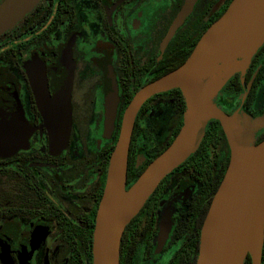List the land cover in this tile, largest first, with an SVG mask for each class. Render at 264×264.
I'll list each match as a JSON object with an SVG mask.
<instances>
[{"label":"flooded vegetation","instance_id":"af4514ba","mask_svg":"<svg viewBox=\"0 0 264 264\" xmlns=\"http://www.w3.org/2000/svg\"><path fill=\"white\" fill-rule=\"evenodd\" d=\"M231 1L39 0L0 34V264H93L98 208L126 107L145 84L186 60ZM173 90L150 97L137 114L129 151L137 170L180 124L186 101ZM243 95L247 118L253 107ZM160 97L179 111L163 145L143 121ZM216 103L228 111V102ZM262 131L255 128L253 143ZM212 161V180L182 186L191 174L183 170L156 189L124 231L120 264H197L217 187L215 155Z\"/></svg>","mask_w":264,"mask_h":264},{"label":"water","instance_id":"95a60500","mask_svg":"<svg viewBox=\"0 0 264 264\" xmlns=\"http://www.w3.org/2000/svg\"><path fill=\"white\" fill-rule=\"evenodd\" d=\"M38 1L5 0L0 6V34L13 27ZM254 2L232 0L223 14L202 34L186 60L145 84L126 107L98 208L93 264H120V244L127 225L162 180L191 156L212 119L221 124L230 148V161L202 225L197 264H245L248 255L251 264H261L264 243V139L258 143H253L251 139L255 128L264 123V115L245 120L241 107L229 114L216 103L215 97L238 72L225 79L216 92V82L196 78L216 59L257 42L251 63L264 44V7L260 14L242 24ZM184 16L183 12L177 16L168 36L172 35ZM256 75L257 71L242 102ZM177 88L186 101L183 124L172 142L128 187L129 151L137 114L150 97ZM115 112L114 106L108 115L113 119ZM140 163L141 160H138L137 166Z\"/></svg>","mask_w":264,"mask_h":264},{"label":"trees","instance_id":"16d2710c","mask_svg":"<svg viewBox=\"0 0 264 264\" xmlns=\"http://www.w3.org/2000/svg\"><path fill=\"white\" fill-rule=\"evenodd\" d=\"M264 58V44L259 48L256 56H255V64H252L250 68L248 69L247 74L245 75V83L241 82V76L239 73H236L233 75L230 80L223 86V88L220 90L218 97L219 99L221 98V101L223 100L224 102H228L227 108L228 111H226L229 114H232L233 111L240 106L241 104V98L242 95L245 91V88L247 87L249 80L251 78V75L255 68L257 67L258 63L260 62L261 58ZM264 79V62L261 66V69L259 70V73L256 77V80L253 84V87L245 101L244 106L248 109L251 108L252 103L255 99L256 95V89L258 83H260ZM173 91H177L181 93L179 89H174ZM222 103V102H221ZM183 109L181 110V121L176 130L174 131V137L177 135L179 132L182 124H183V117H182ZM264 115V114H263ZM257 116L256 113H251L248 114L247 118H250L252 120ZM264 125V124H262ZM263 126H258L257 129H261L262 131ZM171 138L170 142L166 145V147L172 142L174 139ZM264 139V129L261 132V135L255 140V143H258ZM220 145H225V148H227V154L225 160L222 162L220 169L218 168V163H216L217 167V187L216 190L223 179V176L227 170V167L229 165L230 161V148L227 143L226 136L224 134V131L221 127V124L218 120L212 119L209 121L207 127L205 128L201 139L198 143L197 148L195 151L191 154V156L184 162L182 163L178 168H176L172 173H170L167 177H165L160 185L165 184L169 177L173 174H178L180 171H190L192 173V176L194 178L198 179H206V180H212V147L215 146L216 150L219 148ZM165 147V148H166ZM218 155H219V149H218ZM158 156V155H157ZM152 161V160H151ZM150 163V162H149ZM148 163V164H149ZM145 169V167H142L140 170H137L134 162L129 160V168H128V181L129 184H131L133 181H135L140 173ZM202 179V180H203ZM211 183V182H210ZM159 185V186H160ZM210 185V184H209ZM216 192V191H215ZM215 192L209 193V196L212 197V194H215ZM212 199V198H211ZM245 264H251V258L250 256H247L245 259Z\"/></svg>","mask_w":264,"mask_h":264},{"label":"rangeland","instance_id":"374dc122","mask_svg":"<svg viewBox=\"0 0 264 264\" xmlns=\"http://www.w3.org/2000/svg\"><path fill=\"white\" fill-rule=\"evenodd\" d=\"M239 75L243 76V73H239ZM218 97H220L219 93L215 97V101L216 100L218 101L219 99ZM168 100H169L168 97H160L156 99L155 101H153V103L151 104L152 108L149 111H147V113L145 114L144 120H143L148 130L151 131V133H153L155 140L159 145H163L166 142V140L169 138L179 118V111L177 107L173 106L172 103L168 102ZM252 107L253 109L250 110L251 113L259 114L258 111L260 112L264 110L263 109L264 108V82H261V84L259 85L257 89V95L255 97V101ZM238 109L239 107H237L233 111V113L236 112ZM261 113H264V111ZM243 118L245 120H248L244 115H243ZM218 149H219V155L217 152ZM218 149L216 150V148L214 149L212 148V155H215V162L217 161L218 168L220 169L222 162L226 158L227 148H225V145H220ZM185 176H186L185 180L180 183L182 184V186L186 184H191V180H193L192 178H194L192 176V173L190 175H185Z\"/></svg>","mask_w":264,"mask_h":264},{"label":"bare ground","instance_id":"6f19581e","mask_svg":"<svg viewBox=\"0 0 264 264\" xmlns=\"http://www.w3.org/2000/svg\"><path fill=\"white\" fill-rule=\"evenodd\" d=\"M264 7V0H255L250 10L245 15L242 24L254 18L262 11ZM258 43L254 42L244 46L243 48L231 52L223 58L216 59L211 65L206 66L202 73L196 78L198 80H210L216 82L214 92H216L232 73H245L250 62V58L257 48Z\"/></svg>","mask_w":264,"mask_h":264}]
</instances>
